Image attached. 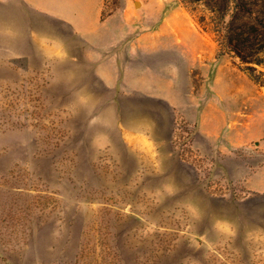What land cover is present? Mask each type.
Masks as SVG:
<instances>
[{
	"label": "rangeland",
	"instance_id": "rangeland-1",
	"mask_svg": "<svg viewBox=\"0 0 264 264\" xmlns=\"http://www.w3.org/2000/svg\"><path fill=\"white\" fill-rule=\"evenodd\" d=\"M188 1L0 0V264H264V49Z\"/></svg>",
	"mask_w": 264,
	"mask_h": 264
},
{
	"label": "trees",
	"instance_id": "trees-1",
	"mask_svg": "<svg viewBox=\"0 0 264 264\" xmlns=\"http://www.w3.org/2000/svg\"><path fill=\"white\" fill-rule=\"evenodd\" d=\"M193 5H204L211 14L213 33L221 46L235 53L242 62L262 65L264 49V20L259 16L257 0H189ZM207 22L201 18L199 24ZM255 70V68H249Z\"/></svg>",
	"mask_w": 264,
	"mask_h": 264
},
{
	"label": "crops",
	"instance_id": "crops-1",
	"mask_svg": "<svg viewBox=\"0 0 264 264\" xmlns=\"http://www.w3.org/2000/svg\"><path fill=\"white\" fill-rule=\"evenodd\" d=\"M25 1L29 4L34 3L33 0H25ZM35 8L40 9V10H48V8L44 6H35Z\"/></svg>",
	"mask_w": 264,
	"mask_h": 264
},
{
	"label": "water",
	"instance_id": "water-1",
	"mask_svg": "<svg viewBox=\"0 0 264 264\" xmlns=\"http://www.w3.org/2000/svg\"><path fill=\"white\" fill-rule=\"evenodd\" d=\"M136 6H139V3H136Z\"/></svg>",
	"mask_w": 264,
	"mask_h": 264
}]
</instances>
